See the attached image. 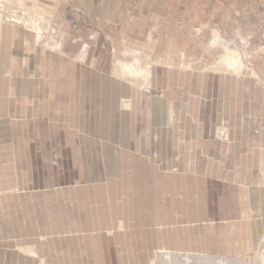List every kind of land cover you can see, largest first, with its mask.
Instances as JSON below:
<instances>
[{
  "label": "crops",
  "instance_id": "0c3cea01",
  "mask_svg": "<svg viewBox=\"0 0 264 264\" xmlns=\"http://www.w3.org/2000/svg\"><path fill=\"white\" fill-rule=\"evenodd\" d=\"M60 7L66 21L76 9L79 25L108 20L126 36L135 21H145V74L163 76L157 78L168 84L159 82L157 89L173 93L152 98L151 84L145 99L120 110L117 95L125 85L110 80L103 95L102 73L40 51L30 34L0 21V124L8 127L0 131V168L11 154L14 167L12 181L0 188L9 189L18 228L77 236L79 245L90 235L89 264H151L156 251L264 264V244L256 254L264 237V94L257 114H247L252 101L241 94L262 90L241 74L248 71L243 57L264 75V4L71 0ZM77 75L92 81L86 85ZM199 76L211 81L201 90L220 92L187 99ZM181 80L190 88L177 87ZM34 199L45 200V213L38 215ZM1 249L0 264H36L33 244Z\"/></svg>",
  "mask_w": 264,
  "mask_h": 264
},
{
  "label": "rangeland",
  "instance_id": "374dc122",
  "mask_svg": "<svg viewBox=\"0 0 264 264\" xmlns=\"http://www.w3.org/2000/svg\"><path fill=\"white\" fill-rule=\"evenodd\" d=\"M69 1L71 0H0V21L7 26L18 28L27 34H30L33 44L40 51L51 52L53 55H57L61 58L63 57L62 59L65 61L83 63L86 67L94 68L97 72L102 73L100 74L98 81L102 84L101 88L103 95L106 93L104 84L110 86L108 84L110 80H116L119 84L125 85L128 89L119 90V96L117 95V107L120 110L131 108L129 107L130 100L133 102L136 100L137 102L143 98L145 99L147 93H144L143 90H146V87L151 84H153L152 87L154 88L153 91H150V96H152V98H161V93H166L172 97L171 94L173 91L164 90L162 92L160 89H157L160 86L158 83L162 82L157 77L163 76H152L151 78H147V75L145 74V69L148 68L147 64L149 62L147 59L142 57V52L140 50L144 45L142 39L143 32L146 29L145 21L142 19L135 21L134 27L131 29L133 31V36L130 34V36L127 35L128 37L123 31L125 28H120L118 24L115 25V23H111L108 20L91 18L85 22V25H79L78 20L81 18L79 10H70L68 13L71 19L66 21L67 16L64 13V10L60 7ZM56 5H59L57 9L54 7ZM152 36L153 35H151V37ZM145 38L147 39V34ZM122 39H124V41H122ZM125 39L129 40L127 44ZM132 47L136 50L126 53V49L130 50ZM83 55L84 59L82 58ZM56 62L57 64L59 63L58 60ZM242 64L245 68H248V71L245 70L244 73L241 74V77L250 82H255L262 88L261 91L248 89L241 92L244 100L252 101L250 108L247 110V114L248 112L251 114H257L260 110V107L257 104L264 94V75L262 72L259 73V70H256L255 72L246 63V61L243 60V57ZM123 66L134 67V69L136 67V70L141 68L140 70L142 71V74L134 75L133 73L127 71L126 73L124 70L125 67ZM6 75L8 76V74ZM27 76L28 78L33 77L32 69L29 70ZM76 77L80 82L87 83L86 85L90 84L92 81L89 76L83 77L77 75ZM172 78L173 77L171 76V83L174 82ZM177 78L178 76H174V79ZM200 78L201 76H199V80H197L199 84L198 88L196 89L195 87H192L193 89L191 92L187 91L189 93L187 99L188 97H197L199 94L211 97L212 95L214 96L220 92L215 90H201L200 87L202 84H206L207 82L211 83V81H209V79L207 80L205 77L202 80ZM162 83L165 84L167 82L164 81ZM216 83L218 84L217 79L214 80V84ZM176 84L177 87H184L185 85H188L190 88L188 80L187 82L181 80ZM246 86L248 87V85ZM88 89L89 88L87 87V94L90 92ZM131 95L132 99H130ZM169 96L166 99L170 100V102L175 101L176 98H170ZM176 100L181 103L186 102L185 98H178ZM139 104L141 106V103ZM134 124H136L139 129V124ZM7 128H4V125L0 124V131H5ZM134 128L136 129V127ZM0 141H3V139ZM12 157L13 156L11 154L7 160L8 162L3 161V165L0 168V183L2 184L8 185L13 179L14 167L11 165ZM22 173L25 172H20V176ZM6 190H9L8 187L6 188L5 186H2V188H0V197L3 198L0 200V247L3 248L4 244V247L7 249H13L17 246H29L33 244L34 246H37L38 257L35 259L36 264H41L40 260L43 262L48 260V262H52L51 264H89L90 260H93L94 252L91 249L93 240H91L90 235L84 236V241H81L83 244L79 245L76 240L77 236H62L61 234L56 236H47L39 234L41 233L39 232L41 229L38 226L36 228L27 227L26 229H19V218L16 217L15 219L14 203L12 199H7ZM42 199H45V197ZM33 205L35 210L38 211V215L45 213V200L42 201L40 199H34ZM57 205L61 206V203L59 201L54 203L55 208H57ZM54 213L55 216H58L59 218L60 213L58 210H54ZM31 231L32 234H29ZM13 234L18 238L14 239ZM39 237H41L42 241H44L45 238L50 241L47 245H45V243L35 245V239ZM52 237H54V239L51 240ZM78 246L81 247V249H79ZM82 246L88 248L84 250L82 249ZM258 248L256 250V254L261 250L262 246L259 247L258 245ZM26 253V251H23L22 253L23 261L26 260V258L28 259V257H26ZM4 254V250L1 249L0 259L3 258ZM11 258L12 257L10 255H7V261H11ZM203 259L204 258L202 257L197 258L195 256L184 255L175 256L174 254H170L166 257L165 254L156 251L152 254L151 264H203ZM211 261L217 264V261L219 260L213 259Z\"/></svg>",
  "mask_w": 264,
  "mask_h": 264
},
{
  "label": "bare ground",
  "instance_id": "6f19581e",
  "mask_svg": "<svg viewBox=\"0 0 264 264\" xmlns=\"http://www.w3.org/2000/svg\"><path fill=\"white\" fill-rule=\"evenodd\" d=\"M38 31H39V29H38ZM135 66V65H134ZM127 69H124V70H129V72L131 73H133L134 75H137V74H142L141 73V68L139 69V70H136V67H135V69H134V67H127V66H125ZM130 68H131V70H130ZM148 72V71H147ZM148 77H149V75H148ZM147 80V79H146ZM148 84V83H147ZM147 84H146V86H147ZM219 129V128H218ZM226 137V136H225ZM163 253V252H162ZM165 254V256L166 257H168V255H170V254H168L167 252L166 253H164ZM176 256V255H175ZM178 256V255H177ZM197 258H198V256H197ZM215 258V257H214ZM208 259V258H207ZM205 260V259H203L202 261L204 262L203 264H215L213 261H211L210 259L209 260ZM222 259V258H221ZM262 260V259H261ZM230 261V260H229ZM194 262V261H193ZM218 263L217 264H229V263H226L227 262V259H226V262L225 261H217ZM242 262V261H241ZM176 263V262H175Z\"/></svg>",
  "mask_w": 264,
  "mask_h": 264
},
{
  "label": "built area",
  "instance_id": "2783aa9c",
  "mask_svg": "<svg viewBox=\"0 0 264 264\" xmlns=\"http://www.w3.org/2000/svg\"><path fill=\"white\" fill-rule=\"evenodd\" d=\"M255 1L259 2L260 4H264V0H255ZM263 244H264V237L261 238L259 242V247H261Z\"/></svg>",
  "mask_w": 264,
  "mask_h": 264
}]
</instances>
